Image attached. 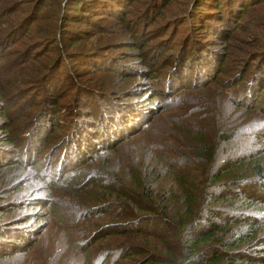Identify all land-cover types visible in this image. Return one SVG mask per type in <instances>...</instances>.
Masks as SVG:
<instances>
[{
    "label": "rangeland",
    "instance_id": "374dc122",
    "mask_svg": "<svg viewBox=\"0 0 264 264\" xmlns=\"http://www.w3.org/2000/svg\"><path fill=\"white\" fill-rule=\"evenodd\" d=\"M10 1L0 0V264H228L230 254L232 264H264V189H237L264 182V81L251 101L241 74L263 47L264 0L211 21L221 22L212 42L200 31L201 69L179 79L166 62L177 55L184 0L151 11V0L73 2L53 21L60 0L47 15L38 0ZM109 93L124 115L99 129H117L61 148L64 123L84 106L76 101L93 119ZM181 191L194 203L176 223ZM208 220L218 230L187 255L186 240L210 230ZM246 228L254 235L242 240Z\"/></svg>",
    "mask_w": 264,
    "mask_h": 264
},
{
    "label": "trees",
    "instance_id": "16d2710c",
    "mask_svg": "<svg viewBox=\"0 0 264 264\" xmlns=\"http://www.w3.org/2000/svg\"><path fill=\"white\" fill-rule=\"evenodd\" d=\"M39 1H40V5L42 6V9H43V15L45 13L47 15L49 8H51V6L53 7V5H54L53 3H51L52 0H38V3H39ZM161 1L162 0H151L149 2L147 10L151 11L153 8H155L154 4H159V2H161ZM241 1H243V0H184L183 1V2H185L186 7L180 13V16H179V18H180L179 23L180 24L177 25V28L175 30L178 32L176 34H174V37H175L174 40L175 41L172 42L177 46V49H176L177 55L172 61H171V59H168V62H166L167 63L166 66L170 68L169 72L171 73L172 76H176V78L179 79V78L183 77L185 75V73H187V71H189L188 70L189 68H193L194 73L198 72L201 69V66L203 63H202V59H200V53L204 51V47H202V45H200V44L205 39H203V40L200 39V37H201L200 33H203L200 31H204V34H202V35L210 37L211 39L209 40V42H212L213 37L211 35L215 34L216 30L220 28L221 22H211V21H219L220 19L217 20V18H221V21H222V19L224 20V18L226 19L228 17V21H227V23H228L231 20V18L233 17V15L237 12V10H239V8L241 6H243V5H240V7H239V5H238ZM251 1H254V0H251ZM17 2L18 1H15V2L10 1L9 2V0H7L6 8L9 7L10 4L14 5ZM73 2H81L82 8L84 10H87L88 6H89V8L96 7V6H97V8H99V7L105 6L107 4H110L111 6L114 5V0H64L62 5L60 4L61 3V0H60L59 4H57L55 7L54 13H52V16H50V20L53 21L56 17L59 19L65 20L64 15L60 16L63 13V6H64V8L69 9L68 4H72ZM121 3H123V2L117 3L115 5L120 6ZM4 8H2V9H4ZM101 9H104V8H101ZM39 10H40V7L36 5V6H34L33 13L36 14ZM118 12L121 13L120 8H118L116 10V12H113V13L116 15V14H118ZM206 14H208V16H204ZM28 16H29V14H28ZM207 19L210 22H208ZM181 37H182V45H179V44H177V41ZM171 40H173V38ZM262 42H264V39ZM259 51L260 52L257 53L258 54L257 57H255L256 55L254 54L255 53L254 52L252 54V56H249V59L244 62V65L242 64L243 69L241 71V74L248 83V86L250 88V93L252 92V95H250V97H248V99L250 98L251 101L253 98V94H254V90H255L256 85L258 84V82L261 83L262 81H264V43H263V47H261ZM89 58L95 59V55L93 57L90 55L88 57V60H89ZM81 72L83 73L85 71H81ZM78 73H79V71H78ZM166 82L168 83V80ZM41 84H42V82L39 85H41ZM82 94L93 95L94 93L83 92ZM114 95H115V93H109L108 95H105V96H109V97H106L102 101L97 103V104H102L106 108L103 110V113L96 112V115L93 116V119L88 117L89 114L87 113L88 109L86 106L88 102L83 103V102L76 101L77 103L82 104L84 106L82 107L83 109H78V110L72 109V111L75 113V115L73 116L72 120L69 121V123H67V124L64 123V125L66 127L69 126L71 128L64 132L66 135L64 136L63 141L60 143L62 145L61 148H65L67 146L69 148L71 147L74 149L76 148L77 150H81L80 149V143L81 142L86 143V142H88V139H91V138H94V139L98 138L99 139L104 132H106V131L113 132L114 130H116L117 126H115V125L111 126L110 128H107L106 130L99 129V125H101L103 120L105 121V118L110 122L120 121V119L123 118L124 114H123V111L121 112L122 108L119 106H118V108H116L113 105H111V102L113 101V99H115V98H113ZM110 98H112V99H110ZM47 102H48L47 109L50 112L52 110V106H50V103H51V97L50 96L47 97ZM1 115H3V114H1ZM50 120H48V122ZM32 138H34L33 142H35L36 139L34 136V127L30 130L27 139L32 140ZM258 138H259V136H258ZM262 139H264V135L262 136ZM2 140L7 141L9 139L5 137V138H2ZM19 141H20V138H19ZM103 144L104 143H102L101 145H103ZM237 164H238V167H240L243 164V160L239 161ZM259 171L262 172V167L258 166L255 170V173H257V175H258ZM218 177L219 176L214 177L213 178L214 181H216V179ZM230 182H233V181H230ZM179 183H181V182H179ZM240 183L242 185H240V187L237 189L242 191V197L244 195L243 192L246 191V188L249 189L251 187L252 188L257 187V191L261 190V188L264 189V182H261V181H257L256 182L257 184L255 183L252 186L249 185L250 181L243 182L241 180ZM230 184L231 185H229V186L231 187L233 183H230ZM236 186H238V185H236ZM219 196H221V197L217 198L215 200L216 202L225 198L222 195H219ZM230 197H241V195H238V194L237 195H231ZM244 197L246 199H248V200H246V202L248 204H252V202H250V201H252L251 196L250 197L244 196ZM178 201H181V206H182L181 209L179 208L174 213V216H172L170 214L173 221L176 223L180 220H188V218L191 217L192 214L190 211H191V207L194 203L193 198L187 197V194L183 191H181V197L178 199ZM219 215H220V213H219ZM224 217L226 219L232 218L234 220H237L236 215H229V217H226V216H224ZM235 222L241 223L238 221H235ZM228 223L229 222H226L225 225H228ZM244 223H247V222H244ZM134 224L137 225V223H134ZM206 225H207V227H210L211 229L205 231L202 234H199L201 232L200 230L190 228V231H192V233H194L195 235L199 234V236L194 237V238L190 237L186 240L187 245L185 246V250L189 251V253H187V255L196 251L197 248H199V245L201 243L205 242L209 238L210 234L214 230H216L217 226H218L209 220H208V222H206ZM245 227H250V225L246 224ZM219 229H223V226H220ZM248 235H254L253 230L247 229V233L243 234L242 240H244L246 237H248ZM237 244H239V242H234L233 244H231V247H233ZM225 246H227V244ZM219 253H220V251L216 250V248L211 252L212 260L214 262H217L218 260H220L222 258V256H220ZM235 257H236V255L230 254L228 257H226V259L228 260L227 263L232 264ZM195 261H196V259L192 258L190 260H184L183 263L184 264H198V263H195Z\"/></svg>",
    "mask_w": 264,
    "mask_h": 264
}]
</instances>
